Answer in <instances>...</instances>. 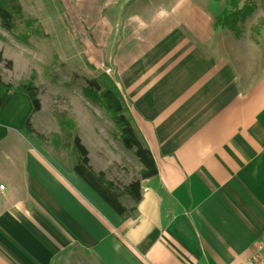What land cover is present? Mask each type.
Here are the masks:
<instances>
[{
	"label": "crops",
	"instance_id": "crops-1",
	"mask_svg": "<svg viewBox=\"0 0 264 264\" xmlns=\"http://www.w3.org/2000/svg\"><path fill=\"white\" fill-rule=\"evenodd\" d=\"M51 1L60 15L44 14L46 37L72 46L73 69L109 71L154 174L116 218L20 132L26 122L41 133L40 104L30 114L11 93L0 112V264L246 258L264 233L263 45L216 27L213 0Z\"/></svg>",
	"mask_w": 264,
	"mask_h": 264
},
{
	"label": "rangeland",
	"instance_id": "rangeland-1",
	"mask_svg": "<svg viewBox=\"0 0 264 264\" xmlns=\"http://www.w3.org/2000/svg\"><path fill=\"white\" fill-rule=\"evenodd\" d=\"M49 1L51 4L44 5V0H16L19 20L13 23L8 32L0 31V61L9 65L5 70L0 63V84L7 86L9 93H13L17 85L30 80L40 104V113L33 126L41 133L37 135L30 131L42 138L57 136V125L49 116L52 114L64 121L69 119L74 136L87 153L86 161L90 169L99 171L103 179L114 187H123L135 179L138 167L129 152L119 147L115 129L100 107L90 104L80 95L83 80L96 76L107 80L108 76L101 74V66H97L95 74L85 67L73 69L75 59L72 46L68 43L61 49L46 37L52 29L51 23L43 19L44 14L60 15L58 4ZM213 1L221 2L225 12L232 10L224 0ZM230 1L234 3V10H238L245 0ZM246 1L252 10L244 17L235 18L233 27L236 36L240 34L252 41L255 39L264 48V18L256 0ZM59 25L63 26L64 22L58 21L57 27ZM67 31L69 40L71 35ZM64 145L55 148L45 143L41 152L50 160L65 166L70 158Z\"/></svg>",
	"mask_w": 264,
	"mask_h": 264
},
{
	"label": "trees",
	"instance_id": "trees-1",
	"mask_svg": "<svg viewBox=\"0 0 264 264\" xmlns=\"http://www.w3.org/2000/svg\"><path fill=\"white\" fill-rule=\"evenodd\" d=\"M227 7L229 12L222 11L219 18L215 19L216 27L223 29L235 37L234 20L236 17H244L252 10L251 5L243 1L238 10H234V3L230 0ZM258 9L264 18V0H256ZM19 8L16 0H0V31L8 32L13 23L19 20ZM5 70L9 65L7 62H1ZM13 93L24 96L30 108V114L38 110L36 100V90L32 87L30 80L23 84L17 85ZM7 86L0 84V112L5 106L9 96ZM81 97L89 102L99 106L107 116L109 123L115 129L116 140L119 147L129 152L138 170L135 173V179L123 187L116 188L103 179L101 173H92L87 167L85 152L79 145L74 136V129L69 119H61L50 115L51 120L57 125V136L48 135L44 138L34 135L25 122L20 127V132L31 142L39 147L47 143L51 147H61L65 143L64 149L70 158L67 164V170L116 218L126 219L131 213V209L124 210L121 206L123 201H127L131 206L138 201L137 183L153 176V167L147 156V153L135 133L129 118L123 109L119 97L111 84L101 76L92 79L83 80L80 89ZM64 141V143H63ZM45 142V143H43ZM62 148V147H61Z\"/></svg>",
	"mask_w": 264,
	"mask_h": 264
},
{
	"label": "built area",
	"instance_id": "built-area-1",
	"mask_svg": "<svg viewBox=\"0 0 264 264\" xmlns=\"http://www.w3.org/2000/svg\"><path fill=\"white\" fill-rule=\"evenodd\" d=\"M101 74L107 77L109 71L103 70ZM234 264H264V233L251 243L246 258Z\"/></svg>",
	"mask_w": 264,
	"mask_h": 264
}]
</instances>
